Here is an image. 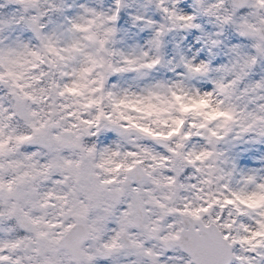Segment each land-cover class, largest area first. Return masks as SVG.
Instances as JSON below:
<instances>
[{
  "label": "clouds",
  "instance_id": "9594fccd",
  "mask_svg": "<svg viewBox=\"0 0 264 264\" xmlns=\"http://www.w3.org/2000/svg\"><path fill=\"white\" fill-rule=\"evenodd\" d=\"M53 140L112 188L148 189L162 230L232 192L264 210V0H0V166L47 163Z\"/></svg>",
  "mask_w": 264,
  "mask_h": 264
},
{
  "label": "snow or ice",
  "instance_id": "6c2138e0",
  "mask_svg": "<svg viewBox=\"0 0 264 264\" xmlns=\"http://www.w3.org/2000/svg\"><path fill=\"white\" fill-rule=\"evenodd\" d=\"M44 146L49 161L30 171L10 176L0 166V264H99L121 254L136 257L131 264H264V210L253 212L252 195L232 192L194 210L168 209L175 219L162 230L152 208L164 205L153 199L150 207L148 189L112 188L86 161L59 155L55 140ZM51 169L61 179L45 187ZM146 177L159 184L148 173L139 182ZM166 252L174 255L162 261Z\"/></svg>",
  "mask_w": 264,
  "mask_h": 264
},
{
  "label": "rangeland",
  "instance_id": "374dc122",
  "mask_svg": "<svg viewBox=\"0 0 264 264\" xmlns=\"http://www.w3.org/2000/svg\"><path fill=\"white\" fill-rule=\"evenodd\" d=\"M189 39H191V37H189ZM233 42H235V41H233ZM196 46L199 47V45H196ZM219 62L220 61L218 60L217 63H219ZM111 138H113V135L111 133H109L108 134V137L106 139H111ZM29 150H32V149L30 148ZM242 163H248V164H250L251 161L243 160ZM169 255H171V253H169ZM100 264H107V262L106 261H101Z\"/></svg>",
  "mask_w": 264,
  "mask_h": 264
}]
</instances>
